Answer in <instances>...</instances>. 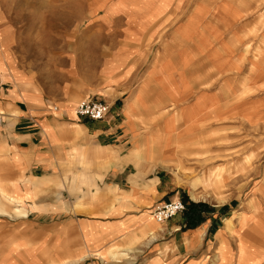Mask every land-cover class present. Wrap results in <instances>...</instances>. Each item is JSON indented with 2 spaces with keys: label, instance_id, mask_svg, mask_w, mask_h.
<instances>
[{
  "label": "crops",
  "instance_id": "obj_1",
  "mask_svg": "<svg viewBox=\"0 0 264 264\" xmlns=\"http://www.w3.org/2000/svg\"><path fill=\"white\" fill-rule=\"evenodd\" d=\"M88 1L117 4L127 25L89 32L107 35L108 50L95 72L97 92L85 97L103 99L111 109L104 118L81 120L68 102L50 109L41 93L27 87V71L11 59L13 6L0 0V197L12 202L9 210L0 201L7 208L0 213L18 215L11 221L0 214V264H264V171L225 218L186 226L181 216L160 222L153 215L169 189L156 169L173 155L183 124L189 136L206 114L254 116V101L226 94L223 77L216 76L214 89L203 87L207 75L197 69L211 51L221 55L218 67L233 69L241 38L225 36L218 15L232 14L235 21L250 6L229 0L212 10L207 0L191 6L189 0ZM208 7L218 18L212 23ZM177 111L182 125L169 127ZM154 115L159 118L149 120ZM157 223L169 229L165 240ZM144 231L157 234L143 237ZM119 238L142 244L146 256L137 252L140 261L118 263L109 248Z\"/></svg>",
  "mask_w": 264,
  "mask_h": 264
},
{
  "label": "rangeland",
  "instance_id": "obj_2",
  "mask_svg": "<svg viewBox=\"0 0 264 264\" xmlns=\"http://www.w3.org/2000/svg\"><path fill=\"white\" fill-rule=\"evenodd\" d=\"M12 1L14 2L11 3ZM193 1L189 0L188 6H191ZM207 1L212 10V6L222 0ZM229 1L250 6V10L242 12L235 21L231 18L232 14L226 17L218 15L219 20H224V25L220 27L221 32L223 31L225 36H234L236 33L234 40L236 36L241 38V41L237 42V49L233 51L234 57L238 56L231 62L233 69L226 71L217 66L220 53L209 52L211 59L208 56L206 65H197V69L207 75L206 83L201 85L214 89L219 80L216 76L223 77L224 83L221 84L226 94L231 96L233 93L235 100L239 102L248 99L254 101L256 109L254 116L225 114L222 117L216 113L206 114L196 121V127L189 136H184V116L181 112L177 111L171 115L172 119L167 120L169 127H173L174 122L179 124L181 121L179 126L182 125V128L176 132L175 140L172 141L173 155L161 162L156 171H159L162 183L169 188L166 197H180L185 201L186 209L175 216L183 217L186 226L197 225L206 218H225L238 202V195L245 190L247 192L249 184L264 171V0ZM9 2L7 5L13 6L15 17L10 20L16 28L11 51L13 66L27 71V87L43 95L44 105L59 107L60 101L64 100L75 112L76 105L88 92H97L92 91L95 90V72L108 50L107 35H93L89 32L107 25H125L127 20L124 13L117 12V4H93L88 0ZM209 7L207 18L212 23V18L217 17L212 16ZM110 9L111 15L107 12L109 18L106 19L104 14ZM199 10L202 11V8ZM152 53L153 51L150 52L151 56ZM228 59H223L222 64ZM200 80L199 77V83ZM244 103H241V106ZM169 111L175 110H163L159 115L162 117ZM157 118L159 117L154 115L149 120L155 121ZM85 119L88 118L81 120ZM141 120L149 121L143 117ZM167 134L170 135V132ZM137 151L140 152V149ZM102 185L103 183H100L95 186V194L102 190ZM90 189L92 187H89ZM0 201L8 203L11 210L12 202L8 196H1ZM191 201L201 203L195 207L194 212H191ZM5 208L0 207V210L5 211ZM81 210L87 211L82 205ZM6 214L1 215L11 221L18 219V215L9 217ZM229 221L231 222V219H228ZM163 226L162 230L159 229L161 240H165L169 234V229L165 224ZM147 231L142 232L143 237L157 234L156 231H153V234ZM125 237L126 235L124 239ZM138 238L139 236H136L135 240ZM124 239L119 238L110 245L109 249L115 256V261L134 262L140 261V253L143 257L146 256V247L142 248L140 243H125ZM137 252L139 255L135 257Z\"/></svg>",
  "mask_w": 264,
  "mask_h": 264
},
{
  "label": "built area",
  "instance_id": "obj_3",
  "mask_svg": "<svg viewBox=\"0 0 264 264\" xmlns=\"http://www.w3.org/2000/svg\"><path fill=\"white\" fill-rule=\"evenodd\" d=\"M49 108L57 110L58 105H49ZM110 109L109 102L103 99L85 97L78 102L75 112L82 117L101 119L110 112ZM186 207L187 205L182 198H170L157 203L154 207L153 215L157 221L163 222L184 211Z\"/></svg>",
  "mask_w": 264,
  "mask_h": 264
},
{
  "label": "trees",
  "instance_id": "obj_4",
  "mask_svg": "<svg viewBox=\"0 0 264 264\" xmlns=\"http://www.w3.org/2000/svg\"><path fill=\"white\" fill-rule=\"evenodd\" d=\"M199 204H201V203H197V202H194V201H191L190 202V208H191V212L193 211H195L196 209H195V207H197V205H199ZM192 215V214H191Z\"/></svg>",
  "mask_w": 264,
  "mask_h": 264
},
{
  "label": "bare ground",
  "instance_id": "obj_5",
  "mask_svg": "<svg viewBox=\"0 0 264 264\" xmlns=\"http://www.w3.org/2000/svg\"><path fill=\"white\" fill-rule=\"evenodd\" d=\"M193 196H194L195 198H197L196 194H194V193H193ZM156 221H157V220H156ZM162 226H163V225H161V226L159 225L160 228H161Z\"/></svg>",
  "mask_w": 264,
  "mask_h": 264
}]
</instances>
